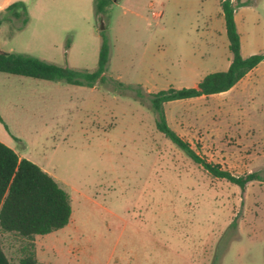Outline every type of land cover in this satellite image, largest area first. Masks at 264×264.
Returning <instances> with one entry per match:
<instances>
[{
  "label": "rangeland",
  "instance_id": "rangeland-1",
  "mask_svg": "<svg viewBox=\"0 0 264 264\" xmlns=\"http://www.w3.org/2000/svg\"><path fill=\"white\" fill-rule=\"evenodd\" d=\"M236 11L242 55L264 53V0ZM1 47L94 71V87L0 71V141L68 191L71 221L34 239L51 264H264V61L230 90L167 102L170 126L241 186L211 175L157 129L150 94L227 70L221 0H28ZM154 13H160L155 16ZM141 93L139 96L138 93ZM12 264L27 240L0 228Z\"/></svg>",
  "mask_w": 264,
  "mask_h": 264
},
{
  "label": "trees",
  "instance_id": "trees-1",
  "mask_svg": "<svg viewBox=\"0 0 264 264\" xmlns=\"http://www.w3.org/2000/svg\"><path fill=\"white\" fill-rule=\"evenodd\" d=\"M112 0H96V13L101 15ZM248 1L221 0L226 33L232 60L227 70L205 75L194 87H169L150 94L151 106L157 114V129L179 146L195 163L211 175L226 179L241 188L262 176L251 172L236 176L230 171L205 160L192 145L173 129L167 119L165 104L180 99L209 96L230 90L251 70L264 61V53L248 57L242 55L241 33L238 30L236 11ZM21 19L19 30L29 22L27 5L23 1L10 4L0 13V24L4 21ZM98 67L94 71L79 70L37 57L17 52H7L0 47V71L37 79L64 80L74 85L94 87L103 80L110 60V44L103 35ZM141 96V93H138ZM0 121L4 122L0 116ZM71 196L57 179L32 160L21 157L14 149L0 141V228L13 232L27 243L16 264H51L37 257L34 239L38 235L56 232L69 224L72 217ZM0 264H12L0 243Z\"/></svg>",
  "mask_w": 264,
  "mask_h": 264
},
{
  "label": "crops",
  "instance_id": "crops-1",
  "mask_svg": "<svg viewBox=\"0 0 264 264\" xmlns=\"http://www.w3.org/2000/svg\"><path fill=\"white\" fill-rule=\"evenodd\" d=\"M16 1H23L25 4H27V2H28V0H0V13L3 12L10 4H12ZM27 25L25 27H27ZM0 47H1V42H0ZM1 49H2V47H1Z\"/></svg>",
  "mask_w": 264,
  "mask_h": 264
},
{
  "label": "built area",
  "instance_id": "built-area-1",
  "mask_svg": "<svg viewBox=\"0 0 264 264\" xmlns=\"http://www.w3.org/2000/svg\"><path fill=\"white\" fill-rule=\"evenodd\" d=\"M154 15L157 17V16H160V13H154Z\"/></svg>",
  "mask_w": 264,
  "mask_h": 264
}]
</instances>
